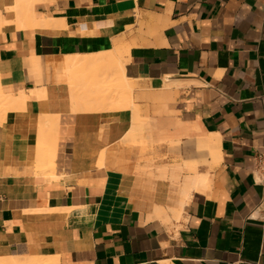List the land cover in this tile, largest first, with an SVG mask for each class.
Here are the masks:
<instances>
[{"label":"crops","instance_id":"crops-1","mask_svg":"<svg viewBox=\"0 0 264 264\" xmlns=\"http://www.w3.org/2000/svg\"><path fill=\"white\" fill-rule=\"evenodd\" d=\"M14 5L0 0V92L25 94L0 106V263L264 264V0L36 2L58 27L18 26ZM74 56L107 59L48 65ZM122 77L136 110H74L70 85Z\"/></svg>","mask_w":264,"mask_h":264},{"label":"bare ground","instance_id":"bare-ground-1","mask_svg":"<svg viewBox=\"0 0 264 264\" xmlns=\"http://www.w3.org/2000/svg\"><path fill=\"white\" fill-rule=\"evenodd\" d=\"M40 1H45V2H49L50 0H15V5L12 7V8H7V10H10V9H12V10H14L15 11V13H16V19H17V21H16V24H18V26H21V27H25V26H28V25H34V27L35 26H39V27H58L59 25L57 24V22H53L54 20L51 18V17H41V18H39V19H37L36 17H35V14H33V6H34V4L36 3V2H40ZM52 3V2H51ZM13 4V3H12ZM1 18H3L2 17V15L0 14V19ZM2 20V19H1ZM58 25V26H55L56 24ZM60 24V23H59ZM60 26H62L61 24H60ZM63 27H64V25H63ZM63 27H61V28H63ZM83 28H85V26H82ZM81 27V28H82ZM60 28V27H59ZM66 27H64L63 29H65ZM81 32V31H80ZM123 46V45H122ZM125 47V46H124ZM120 48H122L121 47V45H117L116 47H115V52L113 51V52H111L109 55H111L110 56V59L112 60V61H115V56H117L119 53L118 52H120L121 50H120ZM127 51H129V46H127ZM123 50V49H122ZM118 53V54H117ZM124 53V52H123ZM16 54V53H15ZM121 54V53H120ZM108 55V54H107ZM107 55H105V57L107 56ZM108 55V56H109ZM107 56V57H108ZM104 56H97V57H95V58H93V60L91 61V62H89V61H83V62H80V58H79V56H74V57H72V58H68L67 60H65V61H63L62 63H55V62H52V61H49L48 62V65H49V67H53V68H56L57 66H63V68L65 69V71L67 72V73H69L70 74V76H71V74L73 75L74 73L76 74V71H75V69L77 68V67H79V66H88V64H94V65H97V64H103V60H104V58H103ZM118 57H120V55L118 56ZM105 59H107V58H105ZM118 59V58H117ZM119 60V59H118ZM107 61V60H106ZM106 61H104V62H106ZM116 62V61H115ZM117 63L119 64L120 62L119 61H117ZM82 64V65H81ZM121 65V64H120ZM115 66V65H114ZM118 68V67H117ZM78 71V70H77ZM68 74V75H69ZM79 73H77V75H78ZM82 74V73H81ZM120 74V73H119ZM123 74V73H122ZM85 75V74H84ZM80 76V75H79ZM83 76V75H82ZM71 79H72V77H70ZM70 78H68L69 80H70ZM80 78V77H79ZM82 78V77H81ZM76 79H77V77H76ZM85 80V79H84ZM83 80V81H84ZM72 81V80H71ZM76 81V80H75ZM77 81H79L78 79H77ZM126 78L125 77H122V80H121V85H70V87H71V96H72V100H73V103H74V110L75 109H77L78 107H79V105H81V103H87V102H94V104L96 105H94L93 106V108H98V110L101 108H106V105L108 104V103H112V101H115L114 99H115V97H118V96H120V97H122V99L123 100H121V103H120V106H119V108L120 107H124V108H126V107H129V108H132V110L133 109H137V105L132 101V95H131V93H132V90H133V83L130 85V80H127L126 82H127V84H126ZM39 90V89H38ZM22 92H23V90H22ZM34 93V92H33ZM37 93H38V95H39V97L41 98L42 96H44L43 95V91L41 90V91H37ZM25 94V93H24ZM24 94L23 93H19V95H18V97L16 98V96H14L13 97V94H12V96L10 95V96H8V94H1V92H0V106H6L7 105V108H10L9 106L10 105H12L13 103V101H19L21 104H18L19 106L20 105H22V106H24L23 104H24ZM5 95H7V96H5ZM45 97V96H44ZM43 97V98H44ZM13 98H14V100H13ZM124 98L126 99V102H125V100H124ZM15 99H17V100H15ZM116 99H118V98H116ZM16 102H15V104H16ZM23 103V104H22ZM85 103V104H86ZM91 103V104H92ZM88 104V103H87ZM87 104H86V106H87ZM90 104V103H89ZM88 104V106H87V108H90V106H91V104L89 105ZM93 105V104H92ZM115 105H119V104H117V103H115ZM13 107H14V104H13ZM85 107V106H84ZM108 107V106H107ZM113 107V106H112ZM118 107V106H117ZM15 108H17V106H15ZM21 108H23V109H25V107H21ZM92 108V109H93ZM115 108H116V106H115ZM118 108V109H119ZM13 109V108H12ZM20 109V108H19ZM103 109V110H104ZM108 109V108H107ZM114 109V108H113ZM123 109V108H122ZM22 110V109H21ZM89 110V109H88ZM138 110H139V108H138ZM137 110V111H138ZM80 111V110H79ZM102 111V110H101ZM4 113V112H3ZM7 113V112H6ZM4 115V114H3ZM48 115V114H47ZM135 116H136V114H135ZM0 117L2 118V115H0ZM48 118V117H47ZM46 118V119H47ZM3 119H5L4 117H3ZM40 119V118H39ZM145 119H147V118H145ZM1 122H2V119H1ZM146 122V121H145ZM45 123H47V122H45ZM144 122L140 119V117H139V115H137L136 116V118L134 119V126H132L131 125V127L133 128V133H132V135L133 134H136L138 131H139V128L141 127V129H143V124ZM51 125V124H50ZM130 127V128H131ZM138 131H137V130ZM141 129H140V131H141ZM148 129V128H147ZM136 130V131H135ZM135 132V133H134ZM145 132V131H144ZM147 132H149V130L147 131ZM139 134L141 133V132H138ZM137 133V134H138ZM122 135V134H121ZM129 136H128V138L127 139H129L130 141H132L131 140V137H132V135H131V133L130 134H128ZM136 137V136H135ZM150 137V136H149ZM137 138H139V136H137ZM137 138H134V139H137ZM144 138V137H143ZM52 139V138H51ZM133 139V140H134ZM54 140H55V138H54ZM139 140V139H138ZM146 140H148V139H146ZM145 140V141H146ZM213 140V139H212ZM212 140H210L209 142H206L205 144H203V148L206 150H208L209 152H211V154L213 153V154H217V151H216V145H215V143L212 141ZM144 141V140H143ZM143 141H142V143H143ZM145 141H144V143H145ZM111 142V141H110ZM146 143H147V141H146ZM150 144V143H149ZM83 150V149H82ZM78 152H80V151H78ZM52 153V152H51ZM50 153V154H51ZM102 153V152H101ZM53 154V153H52ZM47 156H49V154L47 155ZM54 156V155H53ZM101 160H100V162H99V165L100 166H104V165H106L105 164V162H106V155L103 153V156L101 155ZM45 163H43V165H44ZM46 167V166H45ZM35 168H37V167H35ZM41 168H43V166L41 167ZM40 168V169H41ZM47 168V167H46ZM45 168V169H46ZM194 168H195V166H193L191 169L192 170H194ZM48 170V169H47ZM47 170H44L45 172H47ZM40 171V170H39ZM44 172V173H45ZM196 172V171H195ZM48 173V172H47ZM194 173V172H193ZM193 175V174H192ZM192 185H193V187L194 188H196V189H198V190H201V191H204V190H206V189H208L209 188V186H210V179H209V177L207 176V175H198V174H195V176L193 177V179H192ZM112 188V187H111ZM193 188V189H194ZM114 188H112L111 190H110V193L111 194H113V192L115 191V190H113ZM65 208V207H64ZM63 208V209H64ZM67 208H69V210H71V207H67ZM67 208H66V210H67ZM73 208V207H72ZM40 209V208H39ZM58 209V208H57ZM43 210H46V211H58V210H61V211H63L62 210V208L61 209H58V210H55V208L54 209H47V207H46V209H43ZM43 210L41 211V212H43ZM65 210V209H64ZM68 210V211H69ZM96 210V209H95ZM40 211V210H39ZM33 212V211H32ZM35 212V211H34ZM36 212H38V210H36ZM32 214V213H31ZM60 214V213H59ZM64 214V213H63ZM109 214H111V212H104L103 214H102V216L99 218V221H104V220H107V219H110L109 217H108V215ZM112 214H115V215H118V214H120V212H112ZM38 215V214H37ZM41 215V214H40ZM43 215V214H42ZM52 215V214H51ZM31 217V216H30ZM38 219V218H37ZM46 219V218H45ZM46 222V221H45ZM54 222V221H53ZM56 222V221H55ZM61 222H63V221H61ZM35 257V256H34ZM38 257V256H37ZM40 257V256H39ZM42 257H44V258H31V259H27V260H23V261H17L16 260V262H13V263H11V264H56L57 262H54V259L55 258H47V257H45V256H42ZM16 258V257H15ZM19 260V259H18ZM55 261H57L56 259H55ZM1 264V263H0Z\"/></svg>","mask_w":264,"mask_h":264},{"label":"built area","instance_id":"built-area-1","mask_svg":"<svg viewBox=\"0 0 264 264\" xmlns=\"http://www.w3.org/2000/svg\"><path fill=\"white\" fill-rule=\"evenodd\" d=\"M255 171L258 173L260 176V181L264 183V158L263 157H258L255 165ZM261 220L264 223V211L262 214Z\"/></svg>","mask_w":264,"mask_h":264},{"label":"rangeland","instance_id":"rangeland-1","mask_svg":"<svg viewBox=\"0 0 264 264\" xmlns=\"http://www.w3.org/2000/svg\"><path fill=\"white\" fill-rule=\"evenodd\" d=\"M144 141H145V140H144ZM149 143L152 144L151 142H147V143H146V141H145L144 145H147V144H149ZM150 144H149V145H150ZM170 145L174 146L175 144H170ZM209 155H211L210 152H209ZM211 156H212V155H211ZM214 163H215V162H214ZM214 163H213V164H214Z\"/></svg>","mask_w":264,"mask_h":264}]
</instances>
